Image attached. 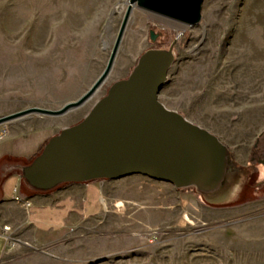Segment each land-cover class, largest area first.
I'll list each match as a JSON object with an SVG mask.
<instances>
[{"label": "rangeland", "instance_id": "1", "mask_svg": "<svg viewBox=\"0 0 264 264\" xmlns=\"http://www.w3.org/2000/svg\"><path fill=\"white\" fill-rule=\"evenodd\" d=\"M128 3L0 0V117L31 107L56 110L80 97L104 70ZM201 16L186 27L132 9L112 68L87 101L58 116L12 118L0 124V137L21 131L46 142L127 77L142 52L167 47L180 32L161 103L185 117L215 103L263 107L264 0H204ZM151 29L160 33L154 42ZM258 127L248 156L228 148L243 181L222 201L140 175L102 180L99 213L57 241L69 248L53 252L66 258L53 264H264V165L256 160L264 156V124ZM39 239L30 228L14 230L0 264H45L17 260L41 249Z\"/></svg>", "mask_w": 264, "mask_h": 264}, {"label": "water", "instance_id": "2", "mask_svg": "<svg viewBox=\"0 0 264 264\" xmlns=\"http://www.w3.org/2000/svg\"><path fill=\"white\" fill-rule=\"evenodd\" d=\"M203 1L129 0L104 70L80 97L56 110L31 107L0 117V124L28 113L62 115L87 101L112 68L132 9L188 27L200 22ZM159 35L149 31L152 42ZM180 36L165 48L142 52L127 77L113 82L80 121L51 136L29 163L4 164L2 170L18 171L23 184L36 191L132 175L167 182L176 189L194 188L210 203L237 190L243 173L231 160L227 145L159 101ZM257 163L264 165V158Z\"/></svg>", "mask_w": 264, "mask_h": 264}, {"label": "crops", "instance_id": "3", "mask_svg": "<svg viewBox=\"0 0 264 264\" xmlns=\"http://www.w3.org/2000/svg\"><path fill=\"white\" fill-rule=\"evenodd\" d=\"M185 115L189 121L215 134L239 157L249 155L253 147L251 141L259 132L258 125L264 124V106L258 102L230 107L216 103L202 105L197 113L188 111ZM44 142L40 135L21 131H12L0 137V261L7 249L2 229L4 225H8L12 232L30 228L43 243L41 249H33L18 257V262L40 258L45 264H53L66 260L53 252L69 248L57 241L68 234L75 222L94 216L101 209L107 188L105 181L68 183L49 192L26 194L20 173H5L2 170L4 164L30 160ZM245 161L241 158L240 163L245 164Z\"/></svg>", "mask_w": 264, "mask_h": 264}, {"label": "built area", "instance_id": "4", "mask_svg": "<svg viewBox=\"0 0 264 264\" xmlns=\"http://www.w3.org/2000/svg\"><path fill=\"white\" fill-rule=\"evenodd\" d=\"M2 131H4V130H2ZM2 229H3L4 233H5L4 237H5V240H6L7 244H8V242L11 240L12 231H11V229H10V227L8 225H4L2 227Z\"/></svg>", "mask_w": 264, "mask_h": 264}, {"label": "trees", "instance_id": "5", "mask_svg": "<svg viewBox=\"0 0 264 264\" xmlns=\"http://www.w3.org/2000/svg\"><path fill=\"white\" fill-rule=\"evenodd\" d=\"M39 152H40V151H39ZM39 152H38V153H39ZM38 153H37V154H38ZM37 154H36V155H37ZM36 155H34L33 158H34ZM33 158H31L30 160H32ZM237 168H238V167H237ZM239 170H240V169H239ZM31 191H32L33 193H45V192H49V191H36V190H31Z\"/></svg>", "mask_w": 264, "mask_h": 264}, {"label": "flooded vegetation", "instance_id": "6", "mask_svg": "<svg viewBox=\"0 0 264 264\" xmlns=\"http://www.w3.org/2000/svg\"><path fill=\"white\" fill-rule=\"evenodd\" d=\"M257 145H258V141H257ZM257 145L254 147V149H256L257 148ZM264 158V156L262 157V159ZM251 159H255L254 157H252ZM260 157H258L256 160H262Z\"/></svg>", "mask_w": 264, "mask_h": 264}, {"label": "bare ground", "instance_id": "7", "mask_svg": "<svg viewBox=\"0 0 264 264\" xmlns=\"http://www.w3.org/2000/svg\"><path fill=\"white\" fill-rule=\"evenodd\" d=\"M178 35H181V32Z\"/></svg>", "mask_w": 264, "mask_h": 264}]
</instances>
